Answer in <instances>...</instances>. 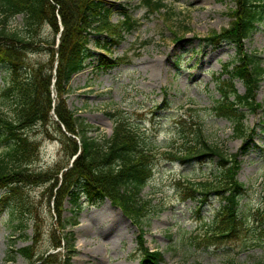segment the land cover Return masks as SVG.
<instances>
[{
  "label": "rangeland",
  "instance_id": "rangeland-1",
  "mask_svg": "<svg viewBox=\"0 0 264 264\" xmlns=\"http://www.w3.org/2000/svg\"><path fill=\"white\" fill-rule=\"evenodd\" d=\"M106 1L112 8L113 22L118 23L129 14L139 25L108 52L92 40L89 47L96 56L87 60L85 69L74 74L68 84L67 104L81 120L92 125L88 135L110 136L115 121L109 113L122 110L159 151L169 150V145L180 143L178 118L193 120L192 115L197 111L201 113L204 134L210 141L226 147L229 153L240 152L248 139L236 137L231 122L217 115L214 109L234 100L231 83L238 93H245L239 79L231 81L229 74L223 72V65L237 58V47L229 42L214 47L203 40L214 30L229 26L228 13L236 6V0H164L175 13L171 19L160 12L148 14L143 0ZM22 18V15L16 16L11 28H20ZM180 21L188 24L190 31L177 40L171 29L176 31L173 25ZM243 48L264 65V18L245 40ZM101 54L126 58L117 66L100 69L97 56ZM31 57L34 62L46 60L45 54ZM7 75L0 67V109H9L1 95ZM221 88L227 90L228 97ZM256 99L263 108L248 113L246 122L255 129V134L250 137L246 152L239 156L237 179L247 188L240 198V212L249 223L248 230L244 228L239 238L207 244L200 235L204 233L203 222L214 220L221 199L213 195L202 203L183 198L182 185L215 175L219 171L217 160L181 163L159 155L142 193L149 203L142 226L133 223L109 199L91 202L83 196V206L74 216L68 199L62 202L63 209L59 212L54 196L57 188L51 195L41 183L24 185L23 196L33 206V213L23 216L13 210L12 204L0 210V264H31V260L16 250L33 245L45 253L62 233L61 223L72 217L77 218V224L64 230L72 231L75 238L70 264H138L141 230L145 231L140 234L145 246L163 252L161 264H264V226L259 216L253 217L256 208L262 207L264 196V77ZM37 140L41 150L39 159L31 167L33 170L45 171L52 167L55 172L67 162L68 157L58 141L43 135ZM7 145L0 134V155ZM4 192L0 189V196ZM21 224L25 225L23 232L29 240L20 236ZM32 237L38 240L36 244ZM58 251L62 257L67 253L65 247Z\"/></svg>",
  "mask_w": 264,
  "mask_h": 264
},
{
  "label": "trees",
  "instance_id": "trees-1",
  "mask_svg": "<svg viewBox=\"0 0 264 264\" xmlns=\"http://www.w3.org/2000/svg\"><path fill=\"white\" fill-rule=\"evenodd\" d=\"M142 5L148 14L164 13L166 19L175 16L164 0H143ZM112 14L106 0H0V67L8 74L1 95L4 104L9 105V109H0V134L8 143L0 155V189L5 190L0 197V210L12 204L15 212L23 216L32 214L33 206L27 203L22 188L41 183L51 195L57 188L54 196L59 212L66 199L73 207L74 216L83 206V196L91 202L110 199L133 223L142 226L149 206L142 193L153 175L159 155L181 163L215 158L219 171L210 178L183 184V198L202 203L212 195L221 199L214 220L203 222L204 233L201 235L207 244L239 238L244 234V228L248 230L249 224L240 212V198L247 188L237 179L239 156L246 152L250 137L255 134V129L246 121L248 113L263 108L256 94L264 77V65L256 55L244 52L243 45L264 18V0H236V6L228 13L231 17L229 26L214 30L203 39L214 47L223 42L237 47V58L224 64L223 72L229 74L231 81L239 79L245 93H238L231 83L234 100L214 108L217 115L231 122L236 137L248 139L236 153H229L226 147L205 136L204 120L197 111L192 115L193 120L184 116L178 118L180 143L169 145V150L159 151V147L141 132L137 123L124 116L122 110L109 113L115 121L110 136L88 135L92 125L81 120L67 104L68 84L75 73L85 69L87 60L96 56L89 47L92 40L108 52L139 25V21L129 14L115 23ZM18 15L23 17L21 27L11 28L12 20ZM173 26L176 31H171L177 40L190 31V26L182 21ZM34 54H45L46 60L34 62L31 57ZM105 54L97 56L100 69L117 66L126 58H111ZM221 89L228 97L227 90ZM39 135L58 141L68 157L55 172L52 167L45 171L31 168L40 156ZM74 156L76 158L72 160ZM262 199V207L256 208L253 217L259 216L264 226V196ZM75 224L76 217L63 221L62 233L45 253L37 251L33 245H25L16 252L31 260V264H70L71 254L75 252V238L72 231L64 230ZM25 229L22 224L18 227L20 236L29 240L23 232ZM141 233L145 231L141 230ZM140 234L139 264H161L163 253L146 247ZM32 241L36 244L38 240L32 237ZM59 247L66 248L65 256L62 257L60 251L50 252Z\"/></svg>",
  "mask_w": 264,
  "mask_h": 264
}]
</instances>
